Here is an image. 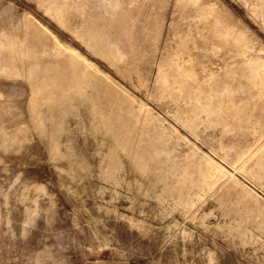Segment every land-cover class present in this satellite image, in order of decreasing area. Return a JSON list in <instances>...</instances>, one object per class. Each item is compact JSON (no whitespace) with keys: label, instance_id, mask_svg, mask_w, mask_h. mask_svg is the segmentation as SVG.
Returning a JSON list of instances; mask_svg holds the SVG:
<instances>
[{"label":"rangeland","instance_id":"obj_1","mask_svg":"<svg viewBox=\"0 0 264 264\" xmlns=\"http://www.w3.org/2000/svg\"><path fill=\"white\" fill-rule=\"evenodd\" d=\"M0 264H264V0H0Z\"/></svg>","mask_w":264,"mask_h":264}]
</instances>
